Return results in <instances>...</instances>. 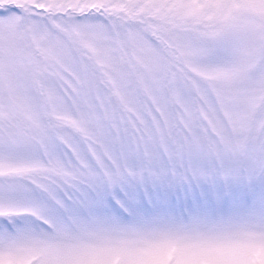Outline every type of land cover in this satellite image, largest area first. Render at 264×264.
Segmentation results:
<instances>
[{"label": "snow or ice", "instance_id": "6c2138e0", "mask_svg": "<svg viewBox=\"0 0 264 264\" xmlns=\"http://www.w3.org/2000/svg\"><path fill=\"white\" fill-rule=\"evenodd\" d=\"M0 264H264V0H0Z\"/></svg>", "mask_w": 264, "mask_h": 264}]
</instances>
